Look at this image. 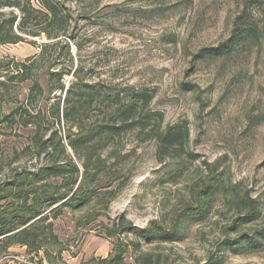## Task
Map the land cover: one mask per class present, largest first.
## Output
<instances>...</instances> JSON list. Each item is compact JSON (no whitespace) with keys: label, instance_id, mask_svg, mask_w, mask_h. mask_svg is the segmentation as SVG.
<instances>
[{"label":"rangeland","instance_id":"374dc122","mask_svg":"<svg viewBox=\"0 0 264 264\" xmlns=\"http://www.w3.org/2000/svg\"><path fill=\"white\" fill-rule=\"evenodd\" d=\"M60 1L72 18L74 67L91 70V83L147 88L152 119L145 129L92 143V172L101 166L99 196L81 210L66 207L50 217L58 241L48 240L47 252L38 255L21 245L1 249L0 264H110L116 256L122 264H264V247L225 245L264 230V0ZM245 11L256 39L232 55L194 60L199 49L227 41ZM27 38L0 46L4 112L28 84L5 74L8 62L37 53L32 41L48 42ZM94 112L92 123L100 116ZM175 125L188 126L185 149L162 154L158 133ZM52 132L50 127L48 136ZM29 134L0 123L1 148L10 160L0 166V186L31 164L15 154ZM62 136L67 145L65 127ZM68 152L82 168L74 151ZM217 181L209 211L194 209L204 187ZM241 199L257 208L251 221L252 210ZM113 221L108 237L104 225ZM142 229L178 237L148 243L138 233Z\"/></svg>","mask_w":264,"mask_h":264},{"label":"trees","instance_id":"16d2710c","mask_svg":"<svg viewBox=\"0 0 264 264\" xmlns=\"http://www.w3.org/2000/svg\"><path fill=\"white\" fill-rule=\"evenodd\" d=\"M36 2L38 5L32 0H0V46L27 41L29 36L48 39L41 44L32 41L39 51L22 61L10 60L4 69L11 79L20 77L21 82L28 83L22 98L18 93L8 112L3 111L0 97V123L18 130H30L26 142L15 154L20 152L18 160L26 156L31 164L19 173L16 171L0 186V202H8L0 205V250L21 245L40 255V250L48 251V240L49 243L58 241L54 222H48L50 217H58L66 207L81 210L99 196L102 186L96 183L101 166L92 172L89 164L94 158L90 153L92 143L98 139H112L136 127L147 128L152 119L149 105L153 96L147 88H112L106 86L104 80L91 83V70L79 64L74 67L75 56L69 38L72 18L65 4L60 0ZM246 18L245 11L234 23L227 41L199 49L193 55L194 60L232 55L240 46L256 39L257 28ZM68 77H71L69 81ZM54 93L55 96L50 97ZM95 110L100 115L99 121L92 123L89 119ZM50 127L53 132L48 136ZM63 127L68 132L67 145L63 142ZM157 137L160 152L168 155L173 150L185 149L189 129L186 125L167 126ZM1 145L0 141V166H4L10 160ZM68 148L80 160L83 171ZM217 191L218 181L207 184L194 209L208 212ZM241 201L251 208L247 216L251 221L257 208L251 204V199ZM58 204L59 208L55 207ZM50 208L52 210L47 212ZM114 227L115 221L104 225L108 237L112 236L110 231ZM138 233L148 243L160 239L172 241L178 237L177 233L164 230L142 229ZM238 239L227 240L226 248L234 249L237 245L254 250L263 248L264 230L253 235L244 234ZM61 252L59 249V255ZM122 261L121 256H116L110 264H122Z\"/></svg>","mask_w":264,"mask_h":264},{"label":"built area","instance_id":"2783aa9c","mask_svg":"<svg viewBox=\"0 0 264 264\" xmlns=\"http://www.w3.org/2000/svg\"><path fill=\"white\" fill-rule=\"evenodd\" d=\"M14 259H18V260H20V261H23V259L22 258H18V257H16V256H12ZM25 261V260H24Z\"/></svg>","mask_w":264,"mask_h":264}]
</instances>
